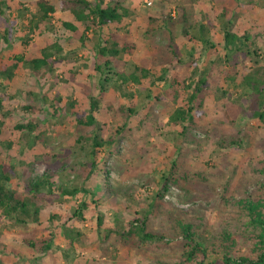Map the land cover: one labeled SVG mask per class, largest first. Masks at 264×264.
<instances>
[{"label":"rangeland","instance_id":"obj_1","mask_svg":"<svg viewBox=\"0 0 264 264\" xmlns=\"http://www.w3.org/2000/svg\"><path fill=\"white\" fill-rule=\"evenodd\" d=\"M35 1L13 0L11 19L18 10L36 14ZM46 1L58 7L59 0ZM112 1L128 11L127 17L100 35L88 34L84 46L62 23L79 25L58 12L50 31L41 35L16 19L9 47L2 43L4 70L13 63L8 57L22 55V62L9 79L0 72V163L9 168L11 186L29 204L30 214L38 209L53 218L39 225L30 217L18 225L0 218V264H191L182 258L174 225L178 215L195 223L194 217L202 215L214 235L230 230L237 241L233 258L242 257L252 244L247 218L224 198L233 203L245 193L264 191V120L255 115L264 113V0H103ZM225 29L248 37L229 58L223 51ZM199 37L213 48L204 47ZM101 39L120 51L111 64L114 81L102 96L94 68L104 59L91 48ZM47 48L50 65L34 71L29 61ZM142 68L150 71L147 78H140V85H124L132 97H123L118 79L132 73L140 77ZM198 80L205 81L200 93ZM254 88L263 91L257 95ZM90 96L97 123L78 126L75 121L86 113ZM188 107L194 108L191 122L169 121L175 109ZM28 124L35 127L32 132L15 128ZM94 136L100 148L92 147ZM222 139L237 146L222 148ZM169 173L177 184L166 182L163 190L162 177ZM36 179L49 181L52 191L30 192L28 185ZM58 189L77 192L61 196ZM83 203V220L73 219ZM188 211L191 215L184 216ZM144 217L147 231L163 240L135 246L130 239L122 243L116 234L107 235ZM63 226L80 233L70 246ZM50 234L57 236L47 254L22 244V239L41 241ZM59 248L67 250L68 259ZM216 260L208 252L204 262Z\"/></svg>","mask_w":264,"mask_h":264},{"label":"trees","instance_id":"obj_2","mask_svg":"<svg viewBox=\"0 0 264 264\" xmlns=\"http://www.w3.org/2000/svg\"><path fill=\"white\" fill-rule=\"evenodd\" d=\"M13 0H0V16L5 14L8 15L6 19L0 20V55L2 52V43H6L9 47L10 42V33L12 30L11 25H14L17 20L21 22L27 21V30L30 33L38 31V34H43L44 32L50 31L52 26L53 16L58 12L60 14H69L73 20L79 25V28L72 25L68 22H63V27L68 30L72 37L77 40L82 46L87 40V35H100L111 25L120 24L123 18L127 17L128 11L123 9L118 1H112L110 3H104L103 0H59L58 7L56 8L52 4L48 3L46 0H36L33 2V5L36 8V14H28L17 11V15L11 19L12 10L11 4ZM27 17V19H26ZM17 19V20H16ZM81 28V30H80ZM202 30V29H201ZM184 36L188 37V31L185 29ZM111 37V35H110ZM224 45L223 51L225 57L229 58L230 55L240 52L242 47H244L245 42H248V37L246 35L238 36L227 29L223 32ZM28 40V39H27ZM198 41L203 44L204 47L208 45V48H213L212 44L207 43L203 37H199ZM25 39L21 41L22 45H27ZM116 44H109L106 40L99 41L96 45H91L93 51L98 56V58H103L104 61L102 64H96L94 70L100 74V85H99V94L102 96L106 92V84L113 82L114 80L110 75L115 76V73L112 72L111 64L112 61L118 57L120 51L116 49ZM55 50L58 49L57 45H54ZM48 48L43 51L42 55L39 58H34L29 61L30 66L36 72L47 67L51 63V55L48 53ZM125 51V49L121 48ZM188 55L191 57L194 52V47L188 48ZM248 54V52H246ZM255 54V53H254ZM106 58V59H105ZM9 61H12V65L4 70L0 66V72L11 78L13 70L17 68V64L22 62V55H14L13 57H8ZM140 77L132 73L128 76L119 78L118 83V92L123 96L131 98L132 95H127L124 92L123 86L127 83L140 85L141 79L147 78L149 74L148 69H139ZM160 80V79H158ZM116 82V81H115ZM250 83L249 80L246 81ZM204 80H198L197 84L200 86L195 87L197 93L201 92V87L204 85ZM251 84V83H250ZM254 92L259 95L263 89H253ZM126 94V95H124ZM194 100V95L189 97V102ZM89 106L84 115L78 117L75 121L76 125L82 127H95L97 120L95 117L96 111V101L94 97H88ZM2 97L0 96V111L2 107ZM72 106V104H70ZM194 111V108L188 107L186 111L183 108H177L173 114L169 117V121L174 124L183 123L192 121L191 113ZM128 113L131 114L132 111L128 109ZM236 114L232 113V116L235 117ZM259 120H264V113L255 114ZM0 116V134L4 127L3 119ZM17 130H27L32 132L35 127L31 124L27 126L18 125L15 127ZM92 147L100 148L101 144L97 141V136L92 138ZM237 146L236 142L227 141V139H222L219 143L220 147L224 148L226 145ZM174 173L167 174L162 177V189L165 190L166 182L175 183L177 181L173 177ZM183 181L186 180V177L179 176ZM29 191L32 193H41L43 190L46 192H51V183L47 180H34L28 185ZM49 188V189H48ZM261 188H264V183L261 184ZM24 189H27L26 187ZM61 196H72L75 195L77 190L72 189L71 191L65 189H58ZM161 196L158 194L157 198ZM224 198V197H223ZM226 203L231 204L233 207H236L246 218H247V229L249 230L250 236H246L252 242L251 247L247 254L237 259L233 258V252L236 247V239L230 230H222L217 235L213 234L211 229L209 230L207 225L203 222L202 215L194 217L198 223L188 222L185 218L177 216L175 219V228L177 231V237L181 240V248L183 250L182 258L184 261L191 264H264V191L258 194L257 196H252L245 193L237 200H234L233 203H229L227 199L224 198ZM29 204L17 198L16 191L12 188L10 183L9 168L0 163V218L2 221L6 220L8 222H15V224H26L27 218L30 219V223L34 222L38 225L43 221L51 222L53 215H43L38 209H33L32 214L29 212ZM86 209V204L83 203L77 210L73 212L72 218L77 220H83V212ZM184 216L191 215V213L183 212ZM28 219V220H29ZM146 218L142 220H135L130 227L120 233H114L113 231H107V235H114L117 237L118 241L126 243L127 240L134 243L135 246H138L139 243L144 244L146 242H153L155 240H163L164 237L160 235L153 234L147 231ZM97 224L100 226L102 219L97 217ZM65 225V224H63ZM73 229L62 227V235L68 245L70 246L74 242V238L80 236L79 232L72 231ZM1 234V228H0ZM57 234H50L48 238L42 239L41 241H36L34 239H22V244L25 245L29 250L42 253H48L53 250V242ZM75 236V237H74ZM210 236V241H206ZM55 249V248H54ZM60 250V248H59ZM62 258H67V250H60ZM208 252L217 256V260L214 263H206ZM17 254V253H15Z\"/></svg>","mask_w":264,"mask_h":264}]
</instances>
